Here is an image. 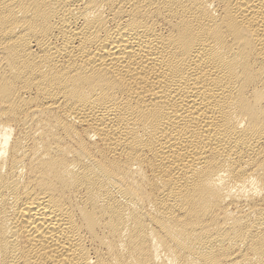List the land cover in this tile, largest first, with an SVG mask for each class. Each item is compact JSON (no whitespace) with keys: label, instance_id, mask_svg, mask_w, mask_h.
<instances>
[{"label":"bare ground","instance_id":"obj_1","mask_svg":"<svg viewBox=\"0 0 264 264\" xmlns=\"http://www.w3.org/2000/svg\"><path fill=\"white\" fill-rule=\"evenodd\" d=\"M0 264H264V0H0Z\"/></svg>","mask_w":264,"mask_h":264}]
</instances>
